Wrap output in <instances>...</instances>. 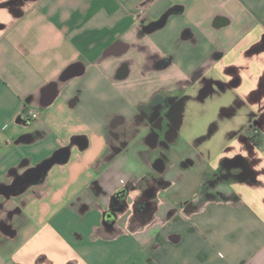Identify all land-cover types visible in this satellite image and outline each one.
<instances>
[{
    "label": "crops",
    "instance_id": "1",
    "mask_svg": "<svg viewBox=\"0 0 264 264\" xmlns=\"http://www.w3.org/2000/svg\"><path fill=\"white\" fill-rule=\"evenodd\" d=\"M0 264H264V0H0Z\"/></svg>",
    "mask_w": 264,
    "mask_h": 264
},
{
    "label": "flooded vegetation",
    "instance_id": "2",
    "mask_svg": "<svg viewBox=\"0 0 264 264\" xmlns=\"http://www.w3.org/2000/svg\"><path fill=\"white\" fill-rule=\"evenodd\" d=\"M171 101V109L166 112H154L148 113L147 111H143L141 113V117L143 120H146L148 123V132L146 141L149 144L158 143L163 146H167V144L173 141L178 134V121L180 120V108L181 103L183 101L182 97H174L170 98ZM169 158V152L163 151L161 155H157V157L153 160V165L157 166L158 162L165 161V159ZM159 187H162L164 182L162 179L156 180ZM146 198L143 199L142 202H139L138 207L143 208L150 206L153 202V189L147 188L145 190Z\"/></svg>",
    "mask_w": 264,
    "mask_h": 264
},
{
    "label": "water",
    "instance_id": "3",
    "mask_svg": "<svg viewBox=\"0 0 264 264\" xmlns=\"http://www.w3.org/2000/svg\"><path fill=\"white\" fill-rule=\"evenodd\" d=\"M160 24H157V26H159ZM73 69H69L67 72H65V74L63 75V78L62 79H66L70 76L73 75ZM68 148H65V149H62L61 151L58 152V155L60 156V160L61 162L63 161H66L67 157H68ZM48 167V166H47ZM47 167H44V168H40L39 169V172L41 171V177L43 176V173L45 172L46 168ZM110 222H112L114 220V216L111 212H108L107 213V216H106Z\"/></svg>",
    "mask_w": 264,
    "mask_h": 264
},
{
    "label": "built area",
    "instance_id": "4",
    "mask_svg": "<svg viewBox=\"0 0 264 264\" xmlns=\"http://www.w3.org/2000/svg\"><path fill=\"white\" fill-rule=\"evenodd\" d=\"M33 118H37V114L36 113H32L31 114Z\"/></svg>",
    "mask_w": 264,
    "mask_h": 264
}]
</instances>
